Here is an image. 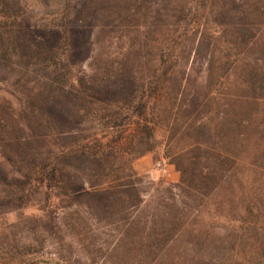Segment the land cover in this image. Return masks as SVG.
I'll list each match as a JSON object with an SVG mask.
<instances>
[{"label": "rangeland", "instance_id": "rangeland-1", "mask_svg": "<svg viewBox=\"0 0 264 264\" xmlns=\"http://www.w3.org/2000/svg\"><path fill=\"white\" fill-rule=\"evenodd\" d=\"M0 264H264V0H0Z\"/></svg>", "mask_w": 264, "mask_h": 264}, {"label": "trees", "instance_id": "trees-1", "mask_svg": "<svg viewBox=\"0 0 264 264\" xmlns=\"http://www.w3.org/2000/svg\"><path fill=\"white\" fill-rule=\"evenodd\" d=\"M210 173H211V172H209V173H205V174L210 175Z\"/></svg>", "mask_w": 264, "mask_h": 264}]
</instances>
